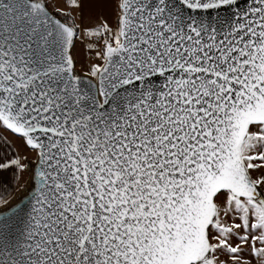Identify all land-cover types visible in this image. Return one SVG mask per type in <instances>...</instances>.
I'll use <instances>...</instances> for the list:
<instances>
[{
    "label": "snow or ice",
    "instance_id": "1",
    "mask_svg": "<svg viewBox=\"0 0 264 264\" xmlns=\"http://www.w3.org/2000/svg\"><path fill=\"white\" fill-rule=\"evenodd\" d=\"M85 3L0 0V264H264V0Z\"/></svg>",
    "mask_w": 264,
    "mask_h": 264
},
{
    "label": "crops",
    "instance_id": "2",
    "mask_svg": "<svg viewBox=\"0 0 264 264\" xmlns=\"http://www.w3.org/2000/svg\"><path fill=\"white\" fill-rule=\"evenodd\" d=\"M88 14L89 16L93 15V13H95L96 15H99L100 13V9H98L95 4L93 3V0H86L85 6L81 11V15L84 19L85 22H91L95 19V16L93 19L88 18L86 15L83 14ZM104 15L109 19V21H111V15L110 12L105 9L104 10ZM6 135H8L11 138V133H7ZM15 143H19L18 140L15 141ZM0 180H3L5 182H8L9 185L11 186V182H12V177H11V170H9L8 172H0Z\"/></svg>",
    "mask_w": 264,
    "mask_h": 264
},
{
    "label": "rangeland",
    "instance_id": "3",
    "mask_svg": "<svg viewBox=\"0 0 264 264\" xmlns=\"http://www.w3.org/2000/svg\"><path fill=\"white\" fill-rule=\"evenodd\" d=\"M50 2L54 8L55 7L62 8L64 7V4H65V0H50ZM73 15H76V13L73 12ZM83 15H86L90 19L94 18V15L89 16L87 13ZM76 52H77V55H76L77 69L80 70L81 65H86L88 63L87 50L84 47V45L77 43Z\"/></svg>",
    "mask_w": 264,
    "mask_h": 264
}]
</instances>
